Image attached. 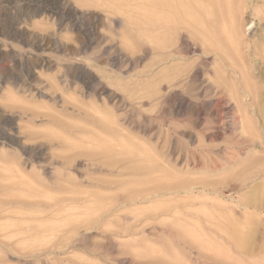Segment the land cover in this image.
Returning a JSON list of instances; mask_svg holds the SVG:
<instances>
[{"label": "rangeland", "instance_id": "obj_1", "mask_svg": "<svg viewBox=\"0 0 264 264\" xmlns=\"http://www.w3.org/2000/svg\"><path fill=\"white\" fill-rule=\"evenodd\" d=\"M148 1L0 0V264H264V12Z\"/></svg>", "mask_w": 264, "mask_h": 264}, {"label": "bare ground", "instance_id": "obj_2", "mask_svg": "<svg viewBox=\"0 0 264 264\" xmlns=\"http://www.w3.org/2000/svg\"><path fill=\"white\" fill-rule=\"evenodd\" d=\"M116 1L117 0H115V2ZM203 1L204 3L201 4L197 3V5H194V7H192L191 4H188L189 5L188 9L184 13H181L178 7V5H180V0L156 1L155 11H157L156 12L157 22L155 23H156V33L158 36V49L162 51L163 54H165L164 53L165 50L170 48L168 47L167 44L168 43L167 37H171L175 34H179L181 30L186 31L189 35H191V39L195 42V44H199L203 51H205L206 49L205 45L206 43L209 42V40L218 38L219 35L223 34V32H221L217 27V23L222 20V15L221 16L219 15V13L222 11V5L217 0H203ZM238 1L240 4V8H238V11H236V13L239 14L237 15L239 17L238 30L241 31V25L246 19H249L250 17H252L251 18L252 20L255 19L254 18L255 12L251 13L252 4L255 3L257 6H259V11L261 13L264 12V0H238ZM146 4L144 6H146ZM203 8H205L207 12H206V17L204 18L205 20L203 19L202 21V19L199 18L198 14L202 13L203 16V12H202ZM149 18H151L150 15ZM183 19H185L186 22ZM150 20H154V19H150ZM236 20L237 17L236 15H234L231 19V30L233 33H235L234 27ZM258 20H260V18H258ZM199 30L201 34L197 35L196 33ZM229 43L233 44V42L231 43L230 41ZM240 44L245 46L242 49V54L245 57L246 56L251 57L252 50H251V46H249L248 41L244 42L242 40L240 41ZM213 53L214 51H212V54ZM174 57H175L174 53L170 51L164 57L165 64H167L168 62L169 63L172 62L174 60Z\"/></svg>", "mask_w": 264, "mask_h": 264}]
</instances>
